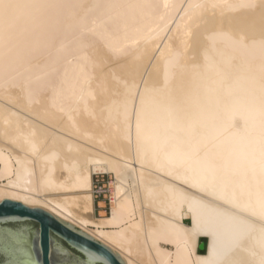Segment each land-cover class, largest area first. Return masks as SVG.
<instances>
[{
  "label": "bare ground",
  "instance_id": "6f19581e",
  "mask_svg": "<svg viewBox=\"0 0 264 264\" xmlns=\"http://www.w3.org/2000/svg\"><path fill=\"white\" fill-rule=\"evenodd\" d=\"M0 4V204L126 264H259L264 0Z\"/></svg>",
  "mask_w": 264,
  "mask_h": 264
},
{
  "label": "water",
  "instance_id": "95a60500",
  "mask_svg": "<svg viewBox=\"0 0 264 264\" xmlns=\"http://www.w3.org/2000/svg\"><path fill=\"white\" fill-rule=\"evenodd\" d=\"M207 242L199 251L206 250ZM0 264H126L112 249L48 211L0 204Z\"/></svg>",
  "mask_w": 264,
  "mask_h": 264
},
{
  "label": "built area",
  "instance_id": "2783aa9c",
  "mask_svg": "<svg viewBox=\"0 0 264 264\" xmlns=\"http://www.w3.org/2000/svg\"><path fill=\"white\" fill-rule=\"evenodd\" d=\"M104 178L105 176L95 178L94 197L95 199H103L104 208L107 209V212H110L113 198L111 188H109V178L107 181Z\"/></svg>",
  "mask_w": 264,
  "mask_h": 264
},
{
  "label": "snow or ice",
  "instance_id": "6c2138e0",
  "mask_svg": "<svg viewBox=\"0 0 264 264\" xmlns=\"http://www.w3.org/2000/svg\"><path fill=\"white\" fill-rule=\"evenodd\" d=\"M0 7H5L3 4H0ZM264 155V154H262ZM261 171L264 173V159H262L261 163ZM250 215H256V213L250 209ZM259 218L261 221H264V196H262L260 200V206H259ZM262 233H264V228L261 229ZM262 255H261V260L259 264H264V242H262Z\"/></svg>",
  "mask_w": 264,
  "mask_h": 264
},
{
  "label": "rangeland",
  "instance_id": "374dc122",
  "mask_svg": "<svg viewBox=\"0 0 264 264\" xmlns=\"http://www.w3.org/2000/svg\"><path fill=\"white\" fill-rule=\"evenodd\" d=\"M99 177H101V176H99ZM108 178H109V188H110V183H111V179H110V176H105V178H104V180H108ZM101 202V203H100ZM103 202V199H95V204H94V208H95V212H94V215H95V217H97V218H99V216H104V215H100V214H107V209H105L104 207H105V205H104V203H102ZM102 204V205H101ZM99 205H100V207H99ZM106 211V212H105ZM202 242H207V241H205V240H201L200 241V243H202ZM205 252V251H204ZM201 253H203V252H201Z\"/></svg>",
  "mask_w": 264,
  "mask_h": 264
}]
</instances>
